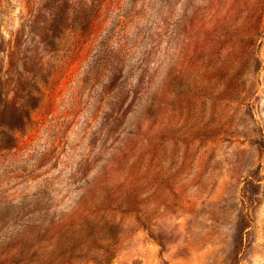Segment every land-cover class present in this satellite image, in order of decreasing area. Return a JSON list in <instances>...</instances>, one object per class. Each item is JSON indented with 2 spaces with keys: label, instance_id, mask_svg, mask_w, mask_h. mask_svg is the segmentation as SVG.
Instances as JSON below:
<instances>
[{
  "label": "rangeland",
  "instance_id": "1",
  "mask_svg": "<svg viewBox=\"0 0 264 264\" xmlns=\"http://www.w3.org/2000/svg\"><path fill=\"white\" fill-rule=\"evenodd\" d=\"M0 264H264V0H0Z\"/></svg>",
  "mask_w": 264,
  "mask_h": 264
}]
</instances>
